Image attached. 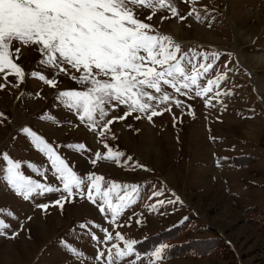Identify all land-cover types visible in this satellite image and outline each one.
Masks as SVG:
<instances>
[{
    "label": "rangeland",
    "instance_id": "rangeland-1",
    "mask_svg": "<svg viewBox=\"0 0 264 264\" xmlns=\"http://www.w3.org/2000/svg\"><path fill=\"white\" fill-rule=\"evenodd\" d=\"M168 2L185 16L183 21L171 16L167 9H148L142 19L149 22L146 17L150 14L153 28L169 34L185 50L219 53L213 68L200 81L206 84L207 79L218 74L225 77L205 94L212 97L208 104L205 96H197L195 90L176 93L164 86L174 94L171 104L163 105L164 111L151 120L142 113L113 120L101 140L86 122L80 121L75 110L55 98L58 90L77 87L69 75L57 76L58 88L30 75L19 84L11 75L7 80L0 77V83L6 84L0 89V112L4 114L0 118V209H4L0 219L11 225L6 234L0 235V264H96V251L104 248L98 242L104 235L101 228H106L113 237L111 243L120 247L124 240L115 238L117 231L124 239L135 240L134 254L128 259L134 264H149L151 253L160 246L145 248L151 238L190 220H195L194 228L163 245L169 247L195 238L192 231L196 227V238L222 237L232 246L233 257L166 259L165 247L159 264H264V61L255 58L264 54V0ZM193 8L200 12L199 20L194 14L189 16ZM17 47L20 54L18 59L13 57L14 62L26 73H50L47 66L38 64L41 53L35 47ZM217 91L221 92L219 97L215 95ZM177 100L181 102L179 106ZM125 110L120 106L113 111L123 115ZM23 127L52 144L82 179L91 171L103 177L102 189L113 181L137 184V201L114 223L110 213L106 216L97 207L99 197L97 204L87 199L86 186L83 197L65 198L62 206L49 204L46 210L37 208V204L55 200L60 194H33L34 199L25 200L5 179L4 153L20 161L22 174L52 187L62 188V184L47 155L20 131ZM105 142L113 151L125 154L119 164L104 156ZM78 143H83L85 149L68 147ZM241 156L250 158H242L247 160L245 165L237 166L235 157ZM92 159L96 164L91 163ZM153 191L160 195L152 197ZM173 193L179 196V202L159 204L149 210L148 205L157 200H175ZM250 207L261 209L262 215H246ZM200 228L210 230L202 233L197 231ZM12 230L17 235H11ZM92 234L98 240H92ZM151 264H157L156 258Z\"/></svg>",
    "mask_w": 264,
    "mask_h": 264
},
{
    "label": "snow or ice",
    "instance_id": "snow-or-ice-1",
    "mask_svg": "<svg viewBox=\"0 0 264 264\" xmlns=\"http://www.w3.org/2000/svg\"><path fill=\"white\" fill-rule=\"evenodd\" d=\"M148 9L153 12L167 9L171 16H178L181 21L185 19V16L178 14L173 3H166V0H0V77L7 80L11 75L19 84L30 75L58 88L57 76L69 75L77 87L58 90L55 98L62 101L64 106L75 110L80 121L86 122L91 131L99 134L101 140H104L113 120H124L133 113H142L151 120L164 111L163 105H170L174 96L164 86H170L176 93L181 90H195L197 96L211 93L213 86L218 85L225 77L218 74L214 79H207L206 84L200 81L213 68L219 53L191 48L185 50L169 34L153 28L150 14L146 17L149 22L142 19ZM193 14L197 20L200 19V12L195 8L189 12V16ZM17 44L35 47L41 53L38 64L47 66L50 73L43 74L37 70L26 73L13 59L14 56L18 59L20 54ZM5 87V83H0V89ZM215 95L219 97L221 92L217 91ZM211 99V96H205V104L210 103ZM180 103V100L176 101L177 106ZM120 106L126 109L123 115L113 111ZM3 117V112H0V118ZM20 131L26 133L31 143L47 155L51 169L62 184V188L52 187L22 174L20 161L11 159L4 153L3 160L7 161L5 179L25 200L34 199L33 194H60L55 200L37 204V208L46 210L49 204L62 206L65 198L71 199L76 195L83 197L86 186L87 199L97 204L96 198L99 197L101 203L97 207L106 216L110 213L114 223L125 209L137 201V184L121 185L113 181L102 189L103 177L87 171L86 177L82 179L42 136L28 127H23ZM68 147L85 149L83 143ZM104 147L107 149L104 156L119 164L125 154L119 150L113 151L106 142ZM99 155L97 152L96 156ZM131 159L128 157V160ZM91 163L96 164V160L92 159ZM124 163L127 164V161ZM151 195L156 197L160 193L153 191ZM173 196L175 200H157L149 204V210L159 204L180 201L175 193ZM3 211L4 209H0V212ZM136 222L140 223V219L137 218ZM10 229L11 225L0 219V235L6 234ZM100 230L104 235L98 242L104 248L96 251V264H134L128 258L130 254H134L133 246L136 241L124 239L117 231L115 238L124 240L123 247H120L111 243L113 237L106 228ZM11 235L15 236L17 232L12 230ZM91 239L98 240L95 234H92ZM165 247L162 244L155 248L150 255L149 264L152 258H156L159 264ZM72 250L76 251L74 247Z\"/></svg>",
    "mask_w": 264,
    "mask_h": 264
},
{
    "label": "trees",
    "instance_id": "trees-1",
    "mask_svg": "<svg viewBox=\"0 0 264 264\" xmlns=\"http://www.w3.org/2000/svg\"><path fill=\"white\" fill-rule=\"evenodd\" d=\"M248 156L235 157L239 162L236 163L237 166H244L246 161H242V158ZM262 211L256 207H250L245 210V214L249 216H257L262 215ZM263 220H259L264 224ZM257 222L256 220H254ZM259 228V226H258ZM261 228V226H260ZM210 230V228H200L197 231L202 233H206ZM184 231V224L176 225L172 227L170 230H166L154 235L151 238V244L144 246L147 249H152L154 246L160 245L166 241L176 238ZM233 248L230 244H228L222 237L214 236L207 238H196L190 239L188 241H184L181 243H174L172 246L167 247L164 252V258L172 259L174 257H185L191 254H196L197 256L203 257L207 255H215L220 258H230L233 257Z\"/></svg>",
    "mask_w": 264,
    "mask_h": 264
},
{
    "label": "crops",
    "instance_id": "crops-1",
    "mask_svg": "<svg viewBox=\"0 0 264 264\" xmlns=\"http://www.w3.org/2000/svg\"><path fill=\"white\" fill-rule=\"evenodd\" d=\"M194 226H196V222H195V220H190L188 223H187V225L185 226V229H184V232L187 230V229H192V228H194ZM183 234V233H182ZM182 234H180L179 236H181ZM196 227H195V229L192 231V235L195 237V238H193V239H196ZM178 236V237H179ZM178 237H176V239L178 238ZM176 239H174V240H176ZM174 240H172V241H174ZM190 240V239H189ZM183 242V241H182ZM208 257V256H207ZM186 259H192V260H196V254H191V255H188V256H186Z\"/></svg>",
    "mask_w": 264,
    "mask_h": 264
},
{
    "label": "bare ground",
    "instance_id": "bare-ground-1",
    "mask_svg": "<svg viewBox=\"0 0 264 264\" xmlns=\"http://www.w3.org/2000/svg\"><path fill=\"white\" fill-rule=\"evenodd\" d=\"M238 53H239V50H237ZM239 55V54H238ZM255 58L257 59L258 62H263L264 61V54L263 55H257L255 56ZM238 59L239 61L243 64V61H242V57H241V54L238 56Z\"/></svg>",
    "mask_w": 264,
    "mask_h": 264
}]
</instances>
